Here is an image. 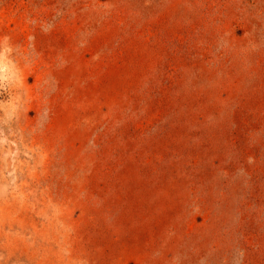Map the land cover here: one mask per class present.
Wrapping results in <instances>:
<instances>
[{"label":"rangeland","instance_id":"374dc122","mask_svg":"<svg viewBox=\"0 0 264 264\" xmlns=\"http://www.w3.org/2000/svg\"><path fill=\"white\" fill-rule=\"evenodd\" d=\"M0 264H264V0H0Z\"/></svg>","mask_w":264,"mask_h":264}]
</instances>
